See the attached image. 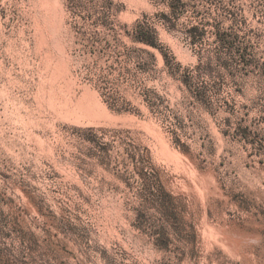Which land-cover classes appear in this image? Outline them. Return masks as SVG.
I'll use <instances>...</instances> for the list:
<instances>
[{
	"label": "rangeland",
	"instance_id": "374dc122",
	"mask_svg": "<svg viewBox=\"0 0 264 264\" xmlns=\"http://www.w3.org/2000/svg\"><path fill=\"white\" fill-rule=\"evenodd\" d=\"M0 264H264V0H0Z\"/></svg>",
	"mask_w": 264,
	"mask_h": 264
},
{
	"label": "bare ground",
	"instance_id": "6f19581e",
	"mask_svg": "<svg viewBox=\"0 0 264 264\" xmlns=\"http://www.w3.org/2000/svg\"><path fill=\"white\" fill-rule=\"evenodd\" d=\"M56 78V77H55Z\"/></svg>",
	"mask_w": 264,
	"mask_h": 264
}]
</instances>
